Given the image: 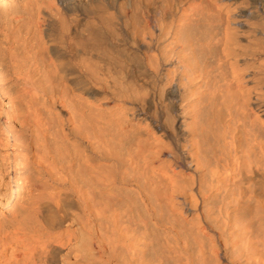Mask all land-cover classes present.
I'll use <instances>...</instances> for the list:
<instances>
[{
  "label": "bare ground",
  "instance_id": "1",
  "mask_svg": "<svg viewBox=\"0 0 264 264\" xmlns=\"http://www.w3.org/2000/svg\"><path fill=\"white\" fill-rule=\"evenodd\" d=\"M0 264H264V0H0Z\"/></svg>",
  "mask_w": 264,
  "mask_h": 264
}]
</instances>
